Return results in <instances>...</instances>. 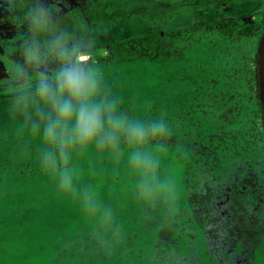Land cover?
Instances as JSON below:
<instances>
[{
  "label": "rangeland",
  "instance_id": "1",
  "mask_svg": "<svg viewBox=\"0 0 264 264\" xmlns=\"http://www.w3.org/2000/svg\"><path fill=\"white\" fill-rule=\"evenodd\" d=\"M29 1L50 13L42 44L53 32L86 43L87 62L120 108L165 122L168 132L150 144L157 159L151 196L139 194L123 158L94 148L74 155L76 192L65 194L40 167L44 146L29 130L34 104L13 106L16 89H34L54 73L55 59L35 65L30 81L0 88V264H222L208 252L187 200L205 184L216 189L224 217L240 205L235 211L255 220L247 264H264V137L246 135L259 100L249 89V61L264 33V0ZM22 49L11 45L8 55L24 61ZM221 130L237 140L233 153L207 169L195 150ZM85 190L99 205L94 214L83 210ZM166 224L176 241L158 247ZM225 264H235L233 257Z\"/></svg>",
  "mask_w": 264,
  "mask_h": 264
},
{
  "label": "clouds",
  "instance_id": "2",
  "mask_svg": "<svg viewBox=\"0 0 264 264\" xmlns=\"http://www.w3.org/2000/svg\"><path fill=\"white\" fill-rule=\"evenodd\" d=\"M26 19L33 35L23 42L24 64L42 66L51 57L57 65L52 75L39 78L34 89L17 88L14 97L15 108L35 106L29 130L44 146L40 167L55 178L59 191L74 194L73 157L94 148L123 158L137 177L139 194L151 196L157 186V159L150 144L168 132L166 123L124 112L102 87L100 72L87 62L86 43L70 44L65 33L53 32L42 44L40 37L51 24L43 5L30 10ZM81 202L86 213L99 208L89 190L81 193ZM108 216L104 210L103 217Z\"/></svg>",
  "mask_w": 264,
  "mask_h": 264
},
{
  "label": "trees",
  "instance_id": "3",
  "mask_svg": "<svg viewBox=\"0 0 264 264\" xmlns=\"http://www.w3.org/2000/svg\"><path fill=\"white\" fill-rule=\"evenodd\" d=\"M220 28H229L227 22H220L218 25ZM138 44H141V40H136ZM168 43L167 37L161 38V46ZM133 44V43H132ZM168 45V44H167ZM257 55L253 53L250 63V81L249 89L252 94L257 98L259 93L258 87V75H257ZM23 68L22 79L19 82L13 83L20 84L28 81L34 77L37 73L35 65H26L23 61H18ZM256 107L252 108V121H254V128L246 131V135L251 139H256L258 136L264 137V116L263 110L260 106V101L254 100ZM229 112L226 110L225 115L229 117ZM230 121V120H229ZM228 121V122H229ZM250 133V134H248ZM233 135V134H231ZM223 130L220 133H212L210 135V141L205 145L200 146L195 151L198 152L203 158L204 167L208 169L216 167L220 162V155L232 152V148L237 141L232 138L229 142V136ZM214 139L216 141H214ZM155 138L152 142H154ZM163 140V139H161ZM228 142H227V141ZM234 141V142H233ZM231 143V144H229ZM201 162V161H200ZM188 203L191 207V217L194 224L198 225L202 230V233L206 239L207 250L216 261L225 264L229 261L230 257H233L235 264H247L248 254L257 243L256 235L259 234V229L254 224L255 220L250 215L238 214L235 210L240 205L232 206L234 208L231 215L220 214L218 209L217 191L210 185L205 184L200 191H194L189 193L187 197ZM176 239L172 235L171 226L166 224L158 231L157 246L168 248L175 243ZM239 246V249L235 248ZM236 250V251H235Z\"/></svg>",
  "mask_w": 264,
  "mask_h": 264
},
{
  "label": "flooded vegetation",
  "instance_id": "4",
  "mask_svg": "<svg viewBox=\"0 0 264 264\" xmlns=\"http://www.w3.org/2000/svg\"><path fill=\"white\" fill-rule=\"evenodd\" d=\"M7 2H8V7H7ZM18 3H19V5H18ZM32 9H33V7L30 5L29 0H0V10L2 12H4L3 14H6V13L8 14L9 11L17 13V15L14 16L16 18H14L11 15H8L9 16L8 22L10 24L16 25L17 28H20V27L24 28L23 26H25L23 32L26 35H28L29 39H30V35H29L28 31H29L30 27H29L28 21L26 19V14ZM21 32L22 31H18L17 36H16L17 39L21 38V37H19L22 35ZM1 44L3 46L0 47V58H5L6 60H9L16 65H19V67L21 69L20 73L17 76H15L14 80L8 79V80L0 83V88H5L8 85H13V83L19 82L22 79L21 73L23 71V68H22V65L18 62V61H22V60L16 59L15 57L8 55V48L11 46V41L7 40L4 42V44H3V42H1ZM10 49H12V48H10ZM9 54H13V53L10 52ZM36 69H37V67H36ZM37 75H38V70H37V73L34 77H36ZM28 81H30V79ZM28 81H26V82H28ZM26 82H24V83H26ZM20 84H23V83H20ZM16 85H19V84H15L13 86H16Z\"/></svg>",
  "mask_w": 264,
  "mask_h": 264
},
{
  "label": "water",
  "instance_id": "5",
  "mask_svg": "<svg viewBox=\"0 0 264 264\" xmlns=\"http://www.w3.org/2000/svg\"><path fill=\"white\" fill-rule=\"evenodd\" d=\"M257 68L259 100L264 116V33L261 36L258 47ZM20 71L21 69L19 65H16L5 58H0V83L8 79L14 80L15 76H17Z\"/></svg>",
  "mask_w": 264,
  "mask_h": 264
},
{
  "label": "crops",
  "instance_id": "6",
  "mask_svg": "<svg viewBox=\"0 0 264 264\" xmlns=\"http://www.w3.org/2000/svg\"><path fill=\"white\" fill-rule=\"evenodd\" d=\"M8 15L14 17L17 15V13L9 11L8 14L6 13L3 14V16H0V47L3 46L1 42L4 44L5 41L9 40L11 41V45L17 46L18 48H23V42L29 39L28 35L23 32L25 26H23L24 28H17L16 25L10 24L8 22ZM18 31H22V35L20 34L21 36H19L21 38L18 37L19 39L16 38Z\"/></svg>",
  "mask_w": 264,
  "mask_h": 264
}]
</instances>
